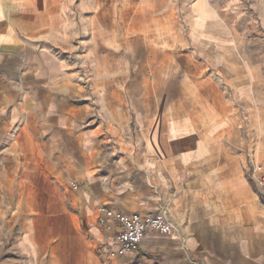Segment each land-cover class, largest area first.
Returning <instances> with one entry per match:
<instances>
[{
    "label": "crops",
    "instance_id": "1",
    "mask_svg": "<svg viewBox=\"0 0 264 264\" xmlns=\"http://www.w3.org/2000/svg\"><path fill=\"white\" fill-rule=\"evenodd\" d=\"M252 44L264 0H0V264H264Z\"/></svg>",
    "mask_w": 264,
    "mask_h": 264
},
{
    "label": "built area",
    "instance_id": "2",
    "mask_svg": "<svg viewBox=\"0 0 264 264\" xmlns=\"http://www.w3.org/2000/svg\"><path fill=\"white\" fill-rule=\"evenodd\" d=\"M259 195L264 200V176L257 180ZM100 211L117 224L115 234L116 254L123 256L127 253L136 254L146 233L167 234L171 225L161 215L141 217L139 214H129L118 217L108 207H101Z\"/></svg>",
    "mask_w": 264,
    "mask_h": 264
},
{
    "label": "rangeland",
    "instance_id": "3",
    "mask_svg": "<svg viewBox=\"0 0 264 264\" xmlns=\"http://www.w3.org/2000/svg\"><path fill=\"white\" fill-rule=\"evenodd\" d=\"M248 52L251 53L252 61L258 63L261 61L259 56L264 53V44H252L249 46Z\"/></svg>",
    "mask_w": 264,
    "mask_h": 264
}]
</instances>
